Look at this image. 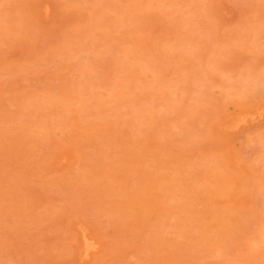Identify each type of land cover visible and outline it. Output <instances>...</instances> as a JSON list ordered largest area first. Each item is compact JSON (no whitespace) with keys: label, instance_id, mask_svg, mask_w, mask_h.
Wrapping results in <instances>:
<instances>
[{"label":"rangeland","instance_id":"obj_1","mask_svg":"<svg viewBox=\"0 0 264 264\" xmlns=\"http://www.w3.org/2000/svg\"><path fill=\"white\" fill-rule=\"evenodd\" d=\"M0 264H264V0H0Z\"/></svg>","mask_w":264,"mask_h":264},{"label":"bare ground","instance_id":"obj_2","mask_svg":"<svg viewBox=\"0 0 264 264\" xmlns=\"http://www.w3.org/2000/svg\"><path fill=\"white\" fill-rule=\"evenodd\" d=\"M87 242V241H86ZM90 247V246H89Z\"/></svg>","mask_w":264,"mask_h":264}]
</instances>
